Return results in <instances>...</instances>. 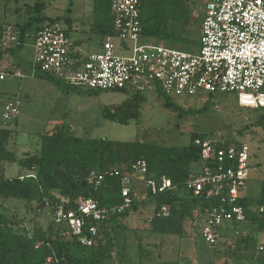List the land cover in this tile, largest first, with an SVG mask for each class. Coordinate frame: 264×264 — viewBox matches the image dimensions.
Here are the masks:
<instances>
[{"label":"built area","instance_id":"obj_1","mask_svg":"<svg viewBox=\"0 0 264 264\" xmlns=\"http://www.w3.org/2000/svg\"><path fill=\"white\" fill-rule=\"evenodd\" d=\"M108 1L116 35L103 37L98 51L84 52L81 45H75L61 20L45 24L34 36L33 74L39 69L68 84L96 90L135 93L161 90L169 96L234 92L241 106L264 108V0H204L199 42L190 49L143 38L140 0ZM18 42L14 25L5 24L2 47ZM6 72L0 70V79H5ZM13 75L24 76L20 71ZM20 112L17 95L0 99L3 122L17 120ZM223 140L195 139L202 150V170L186 183L188 190L207 201L206 205L198 204L193 221L209 245H216L225 230L246 220L245 207L239 199L245 195L250 147L240 142L219 145ZM147 172L146 160H138L123 174L124 200L120 205L102 207L91 197H79L76 209L59 204L55 221L66 224V233L78 236L84 244H96L99 233L93 221L102 222L111 213L129 208L131 175ZM121 173L117 166L101 172L92 170L89 182L98 185L107 175ZM142 182L153 195L177 190L166 175H151ZM254 209L262 213L264 205ZM155 213L167 217L171 207L161 204ZM259 248L263 250L264 244ZM48 260L51 264L57 262L51 257Z\"/></svg>","mask_w":264,"mask_h":264},{"label":"trees","instance_id":"obj_2","mask_svg":"<svg viewBox=\"0 0 264 264\" xmlns=\"http://www.w3.org/2000/svg\"><path fill=\"white\" fill-rule=\"evenodd\" d=\"M195 0H140V24L143 38L156 40L162 44L190 49L196 46V41L191 39L186 28L199 24L201 31L202 14L194 15ZM46 6L45 0H37L28 11L37 14ZM61 20L68 34L72 30V21L62 15L56 17L35 15L27 22L14 24L18 31V44L3 48L2 37L4 25L0 24V61L6 55H14L20 49L26 34L34 36L45 25ZM91 30L102 37L116 35L114 17L108 0H94V21ZM75 45H81V40H74ZM7 70L12 71L11 67ZM35 74L55 82L58 85L67 84L74 90L75 86L43 72L39 69ZM69 88V87H67ZM80 91V90H79ZM97 93L96 89H89ZM165 98L167 106L175 104L169 95L163 91H156ZM146 93H135L120 104L104 106L102 114L105 118L128 124L131 120L140 122L141 106L146 101ZM12 130L0 126V160L18 162L28 172L16 177L0 175V205L12 197L26 202L28 211L40 216L45 208L53 215V220L46 226L35 222L32 232L22 222L17 221L0 209V264H51V257L57 259L58 264H104L113 254L111 242L108 239V228L111 222H118L126 216L139 203H155V212L159 205L168 204L171 213L167 217L154 214L150 220L151 229L160 233L182 234L185 231L187 220L194 219V211L198 204H207L205 198L194 195L192 190L186 188L187 181L202 170L203 156L201 146L195 144L196 138L205 139L207 136L194 133L190 142L185 146H169L142 141L112 140L106 138L79 137L64 125L56 126L52 131L41 136L38 153L27 152L24 156H17L16 152L9 149V140ZM229 139H224L219 145L229 146L238 144ZM138 160H146L148 172L143 177L131 175L133 191L131 192L132 204L123 212H113L102 222L93 221L98 226L99 237L94 245L84 244L78 236L67 234V226L57 223L54 213L59 204L76 209L79 197L93 198L102 207L120 205L122 195L123 174L130 171L131 165ZM119 167L121 175H107L98 185L89 182L92 170L105 171L111 167ZM31 174V175H30ZM157 177L166 175L171 178L177 190L153 195L146 188L145 198L135 197V181L145 180L151 175ZM245 207L246 220L235 223L232 233L238 228L234 242H229L230 231H224L225 243L228 252L245 259H252L254 264H264V249L259 247L257 234L264 232V212L258 213L254 208L264 205V179L260 184L258 194H245L239 199ZM44 208V209H45ZM120 227L121 224H118ZM246 226L249 229L243 232ZM22 227V228H21ZM231 229V228H230Z\"/></svg>","mask_w":264,"mask_h":264},{"label":"rangeland","instance_id":"obj_3","mask_svg":"<svg viewBox=\"0 0 264 264\" xmlns=\"http://www.w3.org/2000/svg\"><path fill=\"white\" fill-rule=\"evenodd\" d=\"M36 1L0 0V24L24 23L35 15H65L72 21L71 39L81 40L84 52L99 50L103 37L91 30L94 0H45L46 6L39 14L27 10ZM195 1L194 15H201L204 0ZM198 30V23L186 28L189 37L197 44ZM34 43V35L26 34L22 47L13 56L24 76L7 73L5 79H0V99L12 95L20 99L19 119L7 123L0 119V126L12 130L8 147L17 156L22 157L27 152L38 153L42 134L60 125L79 137L169 146H185L194 133H201L208 138H224L248 144L250 171L244 193H259L264 179V108L241 106L234 92L210 94L202 91L190 96L171 95L170 100L175 104L173 107L165 104L163 96L147 92V99L141 106L140 122L131 120L128 124L118 123L105 118L102 108L124 102L135 94L134 91L101 90L95 93L83 87L79 91L67 84L58 85L33 74ZM27 172L18 162L0 160V175L16 177ZM135 183V197L144 199V183L142 180H136ZM25 204L24 200L10 197L3 206L0 205V209L22 222L21 226H26L29 232H32L35 222L46 226L53 220V215L45 208L47 204L38 217L35 212L28 211ZM154 210V202L139 203L137 208L131 209L118 222L109 224L108 239L113 254L104 264H254L252 259L235 257L237 253L233 255L228 252L224 232L216 245L206 243L199 227L192 220H187L182 234L153 231L150 220L155 214ZM241 228L230 232L229 242H234ZM248 229L246 226L243 232ZM257 239L259 245L264 244V232L258 233Z\"/></svg>","mask_w":264,"mask_h":264},{"label":"crops","instance_id":"obj_4","mask_svg":"<svg viewBox=\"0 0 264 264\" xmlns=\"http://www.w3.org/2000/svg\"><path fill=\"white\" fill-rule=\"evenodd\" d=\"M16 23H17V22H16ZM13 56H14V55H6V56L4 57V59L0 61V70H1V71H7V72H6V75H7V73H11V74H13V73L16 72V71H20V70L18 69V65H19V63L16 62V60H14ZM8 67H11V70H12V71L7 70ZM20 72H21V71H20ZM5 78H6V77H5ZM18 119H19V117H18ZM18 119H17V120H18ZM16 122H17V121H16ZM232 231H233V230L231 229L230 232H232Z\"/></svg>","mask_w":264,"mask_h":264},{"label":"water","instance_id":"obj_5","mask_svg":"<svg viewBox=\"0 0 264 264\" xmlns=\"http://www.w3.org/2000/svg\"><path fill=\"white\" fill-rule=\"evenodd\" d=\"M154 175V174H153ZM45 205V203H43V206Z\"/></svg>","mask_w":264,"mask_h":264}]
</instances>
